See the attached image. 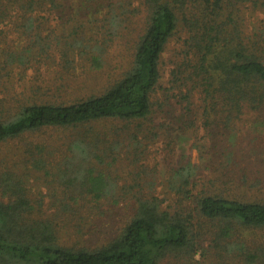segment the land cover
I'll return each instance as SVG.
<instances>
[{"label": "trees", "instance_id": "trees-1", "mask_svg": "<svg viewBox=\"0 0 264 264\" xmlns=\"http://www.w3.org/2000/svg\"><path fill=\"white\" fill-rule=\"evenodd\" d=\"M64 1L0 0V25L22 27L30 39L17 51L5 52L0 71L15 63L26 69L52 52L57 54L51 58L56 79L71 69L110 67L106 53L116 39H123L129 58L97 92L68 103L50 100L47 86L36 83L20 98H0V147L17 140L12 153L0 155V264H232L231 259L264 264V241L246 238L258 231L264 235V199L206 186L194 192L190 172L196 165L191 163L162 177L138 165L116 187L117 162L131 157L133 163L143 154L141 140L156 135L146 127L141 137L143 122L169 97L186 111L195 104L204 128L225 130L242 108L264 105L261 38L244 36L240 29V6L255 0H81L88 4L86 18L76 13L58 35H41L45 17L37 13L61 12ZM179 32L184 35L178 37L169 85L161 86L162 54ZM106 121L122 124L101 135L93 130L94 123ZM131 123L136 124L132 129ZM79 127L86 129L77 133ZM43 129L64 131L62 140H33ZM33 172H43L45 182L61 188L49 216H33L36 206L25 197ZM156 183L163 187L162 197L154 191ZM98 200H131V212L109 238L91 246L78 242L82 227L68 221L78 212L83 218V208L93 214L96 205L89 203ZM84 201L89 203L79 205ZM201 240L207 241L204 248Z\"/></svg>", "mask_w": 264, "mask_h": 264}, {"label": "rangeland", "instance_id": "rangeland-1", "mask_svg": "<svg viewBox=\"0 0 264 264\" xmlns=\"http://www.w3.org/2000/svg\"><path fill=\"white\" fill-rule=\"evenodd\" d=\"M88 4L81 0H65L64 9L61 12L50 13L38 12L37 16H44L42 24L39 25L41 35L51 32L58 35L63 27H70L72 19L86 18L88 10L85 7ZM240 18L243 22L240 26L241 32L246 35L257 34L261 38L259 47L264 49V0L245 1L240 6ZM43 26V27H42ZM37 28V27H36ZM133 33V32H131ZM184 32H179L167 44L161 58L162 79L161 86H168V71L171 68L172 60L175 59V49L178 48V37H183ZM27 33L23 32V28L12 30L10 23L0 25V63L6 61V51H17L21 47L27 45L30 39ZM42 43V40L39 41ZM54 42V41H53ZM53 46V44L51 45ZM130 50L126 49L123 39H116L107 49V61L110 67L104 65L99 70L88 71L81 68L71 69L68 74H64L61 79H56L57 65L51 58H56L57 54L52 52L51 58L42 56L41 61H32L27 68L15 63L0 71V98L8 96H21L28 93L29 85L47 86L45 92L50 100L55 102L68 103L73 97H81L87 94L97 92L106 84L109 78L117 77L121 64L129 58ZM8 63V62H6ZM117 66V67H116ZM9 70V71H8ZM83 70V71H82ZM8 74L6 75V72ZM62 83L59 90H55V85ZM159 95V92L157 93ZM198 102L195 100V103ZM201 112L191 106L190 111L183 108V104L177 102L175 97H169L161 106H155L154 112L143 122L140 130L143 134L147 133L146 127L151 128L156 133L150 140H141L142 145L139 146L140 156L137 161L122 159L117 162L116 170L119 178L116 179V187H121L122 183L128 180L125 173L128 169H135V166L144 165L146 172L152 170L157 176H165L172 168L176 169L185 166L187 163L196 165L192 170L193 181H195L194 192L200 190L203 186L211 189L220 190L223 193L252 199H264V105L257 110L250 108H242L240 114L233 121L232 127L228 129L219 126H210L204 128L202 126ZM193 122V124H191ZM112 124L120 126V121H106L94 123L93 130L98 129L102 134ZM136 124L131 123L129 127L132 129ZM90 125H86L88 128ZM86 128H76V132H83ZM64 132V131H63ZM62 131L58 132L54 129H43L32 136L33 140L48 141L57 139L63 135ZM58 137V138H57ZM31 139V138H30ZM62 139H60L61 141ZM17 140L8 141L0 147V155L12 153V146ZM122 155L121 158H125ZM122 163L123 170L119 168ZM129 163V165H128ZM127 164V168H126ZM11 165V164H9ZM138 168V169H142ZM114 170V168H113ZM32 172V171H31ZM150 173V172H149ZM35 175H29L27 185H25L24 193L30 204L36 206L32 215L37 217L49 216L54 210L53 195L60 192L61 188L56 183L48 184L44 181L43 172H33ZM150 176V174H149ZM214 182L213 186L209 182ZM162 186L155 184L154 191L160 197ZM146 189V188H145ZM6 201V200H5ZM88 201L81 202L79 205H86ZM89 203V202H88ZM95 204L96 209L93 214L88 213V208L80 209L83 218L79 212L69 216V224H79L82 227V234L76 235L78 242L87 245H95L102 243L109 238L119 225L125 221L131 212V200H122L113 203L108 200H98L91 202ZM68 217V216H66ZM71 225V224H70ZM71 225V226H72ZM71 229V228H70ZM246 232V231H244ZM263 231L251 235H246L247 240L264 241ZM73 238V237H72ZM65 239H67L65 237ZM204 248L207 245L206 240L200 241ZM199 258V251L195 255ZM232 264H241L237 259H231ZM207 260L202 263L207 264Z\"/></svg>", "mask_w": 264, "mask_h": 264}]
</instances>
